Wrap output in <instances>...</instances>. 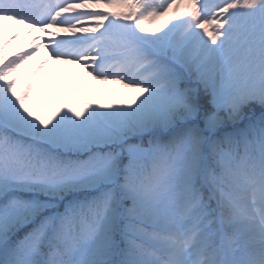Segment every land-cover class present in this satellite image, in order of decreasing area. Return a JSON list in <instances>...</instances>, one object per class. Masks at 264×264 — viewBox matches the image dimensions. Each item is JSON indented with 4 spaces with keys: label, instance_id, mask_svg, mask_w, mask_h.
Listing matches in <instances>:
<instances>
[{
    "label": "snow or ice",
    "instance_id": "6c2138e0",
    "mask_svg": "<svg viewBox=\"0 0 264 264\" xmlns=\"http://www.w3.org/2000/svg\"><path fill=\"white\" fill-rule=\"evenodd\" d=\"M0 264H264V0H0Z\"/></svg>",
    "mask_w": 264,
    "mask_h": 264
},
{
    "label": "rangeland",
    "instance_id": "374dc122",
    "mask_svg": "<svg viewBox=\"0 0 264 264\" xmlns=\"http://www.w3.org/2000/svg\"><path fill=\"white\" fill-rule=\"evenodd\" d=\"M17 42H19V38L17 39ZM65 70H69V71H80L81 74L85 73V70L83 68H81L79 65L77 64H68V63H57L55 61L50 62V66L49 68L46 70L45 75L46 76H56L61 83L64 85L63 90L60 93H63L65 86L67 87L70 83H72L71 79L68 77H65ZM104 84V86H111L112 84H109L107 82H102ZM76 84H79V82H76ZM57 93H53V97H55Z\"/></svg>",
    "mask_w": 264,
    "mask_h": 264
},
{
    "label": "trees",
    "instance_id": "16d2710c",
    "mask_svg": "<svg viewBox=\"0 0 264 264\" xmlns=\"http://www.w3.org/2000/svg\"><path fill=\"white\" fill-rule=\"evenodd\" d=\"M119 90H123L122 85L119 84L118 86L113 87L112 88V91L109 92L110 98H113V99H116V98H124L122 96H118L117 95V92ZM123 91L127 92L128 90H123ZM93 95H94V99L96 100L98 98V96H100V93L98 94L96 91H93ZM45 106L48 107V105L46 103H45Z\"/></svg>",
    "mask_w": 264,
    "mask_h": 264
}]
</instances>
